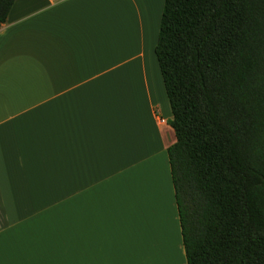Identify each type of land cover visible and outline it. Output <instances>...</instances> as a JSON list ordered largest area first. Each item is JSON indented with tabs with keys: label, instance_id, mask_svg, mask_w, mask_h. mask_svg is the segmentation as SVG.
Listing matches in <instances>:
<instances>
[{
	"label": "crops",
	"instance_id": "1",
	"mask_svg": "<svg viewBox=\"0 0 264 264\" xmlns=\"http://www.w3.org/2000/svg\"><path fill=\"white\" fill-rule=\"evenodd\" d=\"M158 1L13 2L0 26V264H186Z\"/></svg>",
	"mask_w": 264,
	"mask_h": 264
},
{
	"label": "trees",
	"instance_id": "2",
	"mask_svg": "<svg viewBox=\"0 0 264 264\" xmlns=\"http://www.w3.org/2000/svg\"><path fill=\"white\" fill-rule=\"evenodd\" d=\"M154 52L186 264H264V0H164Z\"/></svg>",
	"mask_w": 264,
	"mask_h": 264
},
{
	"label": "rangeland",
	"instance_id": "3",
	"mask_svg": "<svg viewBox=\"0 0 264 264\" xmlns=\"http://www.w3.org/2000/svg\"><path fill=\"white\" fill-rule=\"evenodd\" d=\"M160 1V0H159ZM159 1H158V3H159Z\"/></svg>",
	"mask_w": 264,
	"mask_h": 264
}]
</instances>
